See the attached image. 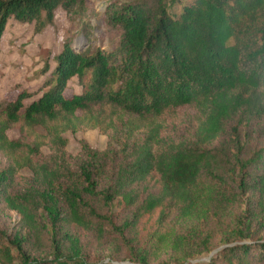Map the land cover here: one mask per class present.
I'll return each mask as SVG.
<instances>
[{"label": "trees", "instance_id": "16d2710c", "mask_svg": "<svg viewBox=\"0 0 264 264\" xmlns=\"http://www.w3.org/2000/svg\"><path fill=\"white\" fill-rule=\"evenodd\" d=\"M60 6L71 19L100 14L108 45L68 35L44 60L37 98L21 88L0 101V150L13 160L0 170V207L51 230L41 255L28 233L0 240V264H115L68 226L95 229L138 264L165 250L182 264L219 237L193 264H264V0H107L98 11L91 0H0V44L10 19L40 32ZM74 76L81 90L69 94ZM185 121L191 134L176 138ZM93 127L119 145L82 139L75 161L64 133ZM173 215L184 229L168 226Z\"/></svg>", "mask_w": 264, "mask_h": 264}, {"label": "rangeland", "instance_id": "374dc122", "mask_svg": "<svg viewBox=\"0 0 264 264\" xmlns=\"http://www.w3.org/2000/svg\"><path fill=\"white\" fill-rule=\"evenodd\" d=\"M106 1L91 0L93 8L97 11L103 9ZM86 29H88L89 33L87 36H85ZM68 35L74 36L73 43L77 47L85 48L89 44L108 45L105 25L98 13H95L93 17L84 15L83 17L71 19L67 11L60 6L56 10L54 22L47 25L40 32L36 30L34 22H20L10 19L0 44V101L14 98L21 88L34 93L33 96L25 100L26 102L37 98L43 92L45 74H42L41 69L44 65V60L50 53L59 52L63 48L64 39ZM80 90L79 79L74 76L69 81L66 92L70 94ZM189 110L194 112V108ZM255 121L256 123L264 124V119H256ZM38 130L40 133L45 132V128L42 125L38 127ZM176 131V138H184L189 136L192 130L189 128L188 122L185 121L178 126ZM64 134L68 138V149L73 154L75 161L80 160L82 139H87L92 146L100 149L111 145H119V142L114 140L115 138L103 132L99 127L78 131L68 130ZM8 135L11 138L18 137L20 135V123H15L10 127ZM42 149L45 153L50 152V147L46 140L42 145ZM12 162L11 157L3 154L0 150V170L9 166ZM21 173L24 176H30L32 171L26 166L21 169ZM22 187L23 185L18 183L15 190H21ZM176 217V215L172 216L168 226H174L176 230L184 229L186 223ZM22 218L23 215L19 211L9 209L3 202L0 207V240L10 245L18 232L25 237L28 233V239L25 241L26 246L30 247L33 253L37 255L45 253L49 249L51 230H49L48 226L45 227L42 224L33 229L23 226ZM41 221L44 222L46 219H41ZM67 229L81 237L86 251L92 258L109 260L112 256H115V264H138L125 259L123 251H117V247L110 240H107L106 237H99L95 229H84L74 226H68ZM260 237L264 238V231L260 234ZM222 246V240L219 237L211 251L189 258L182 264L208 261ZM11 248H13L12 245ZM160 263L179 264L174 262V256L170 250L163 251L160 259L153 264Z\"/></svg>", "mask_w": 264, "mask_h": 264}]
</instances>
